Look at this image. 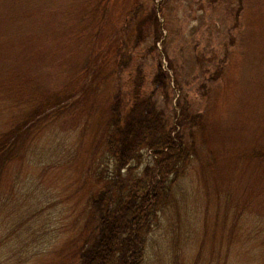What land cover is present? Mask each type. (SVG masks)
Returning <instances> with one entry per match:
<instances>
[{
    "label": "rangeland",
    "instance_id": "1",
    "mask_svg": "<svg viewBox=\"0 0 264 264\" xmlns=\"http://www.w3.org/2000/svg\"><path fill=\"white\" fill-rule=\"evenodd\" d=\"M137 70L190 150L141 264H264V0H0V134L29 133L0 164V264H78L89 197L114 173L97 138L117 89L128 110ZM180 108L200 122L173 129ZM140 151L115 198L151 182Z\"/></svg>",
    "mask_w": 264,
    "mask_h": 264
},
{
    "label": "trees",
    "instance_id": "2",
    "mask_svg": "<svg viewBox=\"0 0 264 264\" xmlns=\"http://www.w3.org/2000/svg\"><path fill=\"white\" fill-rule=\"evenodd\" d=\"M149 12L151 20L155 21L154 11ZM141 28L138 24L140 35ZM160 35L158 32L155 38ZM159 71L154 74L153 82L155 79L157 84L154 87L161 90L163 83L158 79H162L165 72L161 66ZM143 82L141 71L137 70L130 82L128 110L121 113V99L117 89L105 113L103 133H100L97 140L112 160L113 179L99 185L90 195L95 227L91 231L90 242H78L80 245L72 249L68 261L78 255V264H141L144 258V233H148L151 220L162 207L160 196L179 179L189 162L190 150L186 144L180 137L172 136L170 130H166V123L161 118V112L156 110L151 96L142 95ZM42 107L39 106L38 110ZM191 116L186 118L183 108L175 111L173 129L183 121L190 124L200 122L195 114ZM28 135L23 133L20 143ZM20 143L17 142L14 128L0 134V164L4 165L3 162L13 158ZM141 148L150 149L154 158L151 182L141 192L131 191L127 200H122L120 193L115 198L110 184L119 179L122 169L130 173L141 164ZM168 178H171L170 182H167ZM102 179L101 173L96 182Z\"/></svg>",
    "mask_w": 264,
    "mask_h": 264
}]
</instances>
